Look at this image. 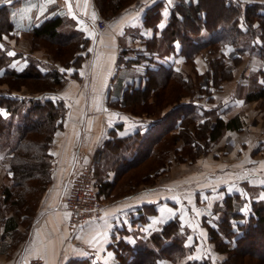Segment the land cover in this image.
<instances>
[{
    "label": "trees",
    "instance_id": "1",
    "mask_svg": "<svg viewBox=\"0 0 264 264\" xmlns=\"http://www.w3.org/2000/svg\"><path fill=\"white\" fill-rule=\"evenodd\" d=\"M131 1L94 3L100 17L106 19ZM165 4L164 0H155L144 11V23L153 26L155 33L144 38L148 53L136 54L135 60L146 59L149 63L145 76L128 85L116 104L122 111L140 117L144 126L114 124L108 131L109 137L98 145L92 157L94 185L101 200L134 192L140 184H153L170 167L171 152L174 159L191 162L204 155L226 131L241 129L240 115L224 119L217 112L219 106L205 107L190 99L182 101L186 97L209 100L212 92L221 87V81L232 76V68L225 65L226 46L237 51L235 63L245 53H255L261 61L249 78L254 83L252 75L259 76L261 82L246 92L244 100H261L264 104V0H176L168 8L166 24L157 29L162 18L160 9ZM10 7L0 5V86L6 84V88L0 89V166L7 179L0 189V226L7 238L3 250L4 246L12 250L28 236L37 204L52 179L53 162L48 147L63 127L66 109L64 101L52 93L68 78H80L77 69L89 55V39L74 27V19L54 13L56 6H50L28 30L31 48L47 49L45 59L18 51L28 62L18 68L7 55L4 39L14 30ZM175 42L179 44L178 50ZM203 49L212 55L211 60L207 58L208 83L195 92L194 83L201 74L193 65ZM168 52H175L183 63H190L195 76L153 58ZM124 53L125 50L120 51L118 60L122 61ZM179 139L183 140L180 148L176 146ZM143 164L141 173L126 177V173ZM245 188L247 198L237 190L230 191L211 207L214 217L202 218L215 255L182 264H264V197L258 198L264 185ZM154 211L153 205L142 208L140 222L145 224L147 219L143 216ZM188 232L174 217L133 246L121 238L111 245L113 264H158V260L165 258L178 264L179 258L192 250L185 243ZM64 264L90 262L79 258L68 259Z\"/></svg>",
    "mask_w": 264,
    "mask_h": 264
},
{
    "label": "crops",
    "instance_id": "2",
    "mask_svg": "<svg viewBox=\"0 0 264 264\" xmlns=\"http://www.w3.org/2000/svg\"><path fill=\"white\" fill-rule=\"evenodd\" d=\"M154 1L133 0L115 14L109 26L98 29L96 23L101 17L94 0H11V3L0 0V5L11 6L14 34L18 36L12 43L9 40L11 52H31L27 39L29 27L50 6H56L54 13L73 18L74 27L89 39V55L77 69L80 78H68L58 91L52 93L66 106L63 127L48 147L53 162L52 179L37 204L28 236L13 250L5 246L6 251L2 249L6 239L0 226V264H29V260L36 257L44 264H64L68 259L79 258L87 259L90 264H113L111 245L122 238L133 246L138 239H145L152 231L160 230L169 218L174 217L189 230L185 243L192 248L179 258L178 264L193 260L190 257H212L215 255L214 244L207 239L202 218L206 215L214 217L211 207L220 203L228 192L237 190L247 198L245 186L264 185V134L251 132L248 122L253 115L261 117L264 113L257 111V101L244 100L246 92L261 82L260 77L254 75L256 82L249 80L258 68L259 59L255 53H245L241 63L232 70L233 78L220 83L221 87L212 92L211 99L196 97L193 100L205 107L219 106L217 112L220 111L224 119L240 115L241 129L226 131L213 148L191 163H175L171 153L169 169L153 184H140L134 192L104 198L99 219L88 220L76 231H69V212L62 201L71 175L92 161L94 151L109 137L108 131L114 124H144L140 117L119 110L116 104L128 85L145 76L148 60L137 61L135 58L136 54L148 53L144 38H151L155 33L153 26L144 23V11ZM164 2L157 29H161L158 25L166 24L168 8L176 0ZM174 44L178 50L179 44ZM123 50L124 60L120 61L118 55ZM35 52H32L34 56L43 58L42 53ZM153 58L179 70L186 67L175 52ZM228 144L232 146L229 150ZM176 145L182 146L179 141ZM5 179L0 166V183ZM149 205H153L155 211L143 216L147 219L143 224L138 215ZM158 264H171V261L160 259Z\"/></svg>",
    "mask_w": 264,
    "mask_h": 264
},
{
    "label": "rangeland",
    "instance_id": "3",
    "mask_svg": "<svg viewBox=\"0 0 264 264\" xmlns=\"http://www.w3.org/2000/svg\"><path fill=\"white\" fill-rule=\"evenodd\" d=\"M133 1V0H132ZM132 1L130 2V4L132 3ZM115 16V15H114ZM114 16H111V17H109V18H106V20L108 21L107 22V26H109V24H111L112 23V20H114ZM102 18V17H101ZM105 19V18H104ZM5 36V35H4ZM18 36H16L15 34H14V30L9 34V35H6V37H5V46H6V48H8L7 49V51L9 52L10 51V43H9V40L11 41V43H12V41H13V39L14 40H16V38H17ZM27 39H28V47L29 48H31L32 47V42H31V34L29 35V36H27ZM40 45H43L42 43H39ZM45 47V46H44ZM44 47H39L38 49H30L31 50V52H35V51H37V52H39V53H42V55H43V58L45 59V55H47L46 53H47V49L46 48H44ZM5 48V49H6ZM256 51H258V49H255ZM18 50L16 51V52H14L15 53V55L14 56H11L12 58H13V60L11 61L15 66H18V65H23V66H25L28 62L26 61V59H25V56L24 55H18ZM36 53V52H35ZM199 56L200 57H195L196 58V60H195V64L193 65V67H195L196 68V71L198 72V73H200L201 74V76H200V78L199 79H197L198 81L196 82L195 81V83H194V87H195V92L197 91L196 89H203V88H206L207 87V83H208V74H207V72H206V68H207V63H208V61H207V58H208V60L210 59L211 60V57H212V55L208 52V50L207 49H203L200 53H199ZM225 65H227V66H229L230 68H232V70H233V68L235 67V66H238V64H240L241 63V61H242V59L239 61V62H237V63H235L234 62V59H236V58H238V53H237V51L234 49V48H232L231 47V45L230 46H226V53H225ZM258 58V57H257ZM123 60H124V58H122ZM121 59V60H122ZM207 61V62H206ZM257 65H258V68H259V66L261 65V61L260 60H258V63H257ZM23 66H21V67H23ZM21 67H18V68H21ZM192 65L190 64V63H186V67L183 69V68H180V70L181 71H183V73H189V74H192V76H195L194 75V73L192 72ZM257 68V69H258ZM0 73H1V71H0ZM231 78H233V72H232V76L229 78V79H227V80H223V81H221V83H223V82H226V81H230L231 80ZM196 85H197V87H196ZM201 85H203V86H201ZM205 85V86H204ZM3 88H6V84H2V86H0V89H2L3 90ZM22 91H25V89H23ZM169 92V89H167L166 90V93H168ZM194 100L195 98H193L192 97V99L191 98H189V97H186L185 99H182V101H188V100ZM150 101H151V99H150ZM119 109V108H118ZM256 109H257V111H263V113H264V104L261 102V100L260 101H257V103H256ZM119 110H121V109H119ZM124 111V110H123ZM65 116V115H64ZM249 128H251L250 130H251V132H252V130L254 131V132H256V133H263L264 134V114L260 117L259 115H253L252 116V118L251 119H249ZM138 124V123H137ZM139 126H144V124H139ZM226 133V132H225ZM225 133H223L224 135H225ZM222 134V135H223ZM227 134V133H226ZM221 135V136H222ZM220 136V137H221ZM219 137V138H220ZM232 138H234L233 140L234 141H236V138L234 137V136H232ZM219 140V139H218ZM217 140V141H218ZM216 141V142H217ZM179 142H180V144L183 146V140H181V139H179ZM216 142H214L213 144H211V147H210V149L211 148H213L214 147V145L216 144ZM234 144H236V143H234ZM177 146V145H176ZM257 148H258V150L260 149V146H256ZM230 148H232V146H230L229 144H228V146H227V149L229 150ZM209 149V150H210ZM208 150V151H209ZM207 151V152H208ZM206 152V153H207ZM172 153V152H171ZM170 153V154H171ZM205 155V154H204ZM172 159H174V157L172 156ZM198 159V157L195 159V160H197ZM195 160H193V161H195ZM174 162L176 163H182V162H186V163H191L190 161H183V160H177V159H174ZM171 163H172V161H171ZM171 165V164H170ZM144 164L142 165V166H140V168H138L136 171H133V170H131V171H129L128 173H126V174H128L126 177H129V176H131L132 175V173L134 174L135 172H142L143 170H144ZM169 169V168H168ZM167 169V170H168ZM133 171V172H132ZM166 172V171H165ZM164 173V172H163ZM162 173V174H163ZM159 178V176L156 178V179H158ZM6 180L7 179H5V182H6ZM5 182H3V183H0V189H1V187H2V185L5 183ZM263 197H264V191L261 193V192H259V194H258V198L259 199H263ZM5 239H7L6 238V235H5ZM13 250V249H12Z\"/></svg>",
    "mask_w": 264,
    "mask_h": 264
},
{
    "label": "built area",
    "instance_id": "4",
    "mask_svg": "<svg viewBox=\"0 0 264 264\" xmlns=\"http://www.w3.org/2000/svg\"><path fill=\"white\" fill-rule=\"evenodd\" d=\"M107 20L101 18L96 26L101 29L107 26ZM93 161L83 164L71 175L67 192L63 196V205L69 212L67 227L70 232L76 231L88 220L99 219L103 204L97 195L92 175ZM29 264H44L38 257L31 259Z\"/></svg>",
    "mask_w": 264,
    "mask_h": 264
},
{
    "label": "snow or ice",
    "instance_id": "5",
    "mask_svg": "<svg viewBox=\"0 0 264 264\" xmlns=\"http://www.w3.org/2000/svg\"><path fill=\"white\" fill-rule=\"evenodd\" d=\"M4 2H6V3H11V0H4ZM169 2H171V0H169ZM164 25L163 24H160V25H158L157 27H160V28H162ZM3 48V45H0V49H2ZM89 51H91V50H89ZM7 55L8 56H14L15 55V53L14 52H11V51H9L8 53H7ZM60 71H65L64 69H61ZM67 71H73L72 69H68ZM0 112H2V110H0ZM242 211H247V209H242ZM190 259H200V258H198V257H190Z\"/></svg>",
    "mask_w": 264,
    "mask_h": 264
}]
</instances>
